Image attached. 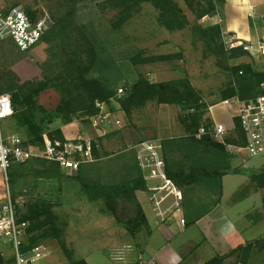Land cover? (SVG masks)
<instances>
[{"label": "rangeland", "instance_id": "rangeland-1", "mask_svg": "<svg viewBox=\"0 0 264 264\" xmlns=\"http://www.w3.org/2000/svg\"><path fill=\"white\" fill-rule=\"evenodd\" d=\"M53 1L0 0V12L21 6L24 10L36 12L35 17L42 11H48L53 18ZM76 1L77 14L73 19V30L68 32V36L55 30L54 32L53 26L42 41L27 52L19 51L9 41L1 43L0 76L3 85L9 82L15 91L26 93L34 81L55 77L71 58V51H80L74 47L75 40L80 41L82 35L88 39L93 51L97 52V59L95 58L89 77L111 85L114 98L107 103L108 110L121 120V124L108 127L99 137L90 125L91 117L81 113L69 117L63 114L56 116L60 95L54 89L49 88L42 92L37 103L45 110V116L54 117L52 123L47 124V130L60 129L64 136H74L81 132L96 140L99 146L96 161L84 168L93 180L102 183L119 182L123 164L134 158L131 152L134 145L145 140H161L185 134L180 123L181 109L178 106L158 104L155 100H149L142 106L133 107L130 113L126 114L119 102L126 96H115L119 88L129 90L140 77L151 83L187 79L208 107L204 120L209 119L212 122L208 116L209 109L221 105L216 104L219 95L231 80L230 74L224 69L227 65L252 64L255 69L264 71L263 55L249 53L250 57L230 61L227 59L228 55L217 57L211 53L204 43L196 38L193 28L205 30L212 25H220L218 14L198 19L194 11L181 3L189 24L183 30L171 32L159 26L157 10L145 3L120 30H114L111 23L115 21L116 11L107 4V0ZM224 44L226 48H230L231 44L225 41ZM161 56L169 58L156 59ZM1 96L9 97L8 94H0ZM225 108H215V114L230 121L229 109ZM12 116L13 114L1 122L3 135L6 138L18 137L24 146L25 137L20 133L17 121ZM232 135L236 140L233 131L230 136ZM229 137H224L219 142L224 143ZM25 148L32 151L35 158H43V149L32 146ZM33 158L11 169L15 170L18 176L13 188L9 181L11 171H8L7 176L0 172V209L8 196L14 203L17 219L26 214L27 205L33 200L44 199L52 205L51 220L55 223L58 234L49 235L38 242V246L43 248L46 255L42 264H70V259L84 260L87 264H118V254L126 251V248L142 252L147 238L145 231L132 238L102 203L89 201L78 182L74 180L75 172L62 170L63 177L56 181L35 175ZM146 185L148 189L151 186L147 182ZM172 200V197L169 198L163 206L168 204L170 208ZM120 202L117 208L118 218L126 220L132 216V208L129 203ZM171 219L168 212L164 222ZM30 225L33 226V222ZM35 233L37 234V231ZM31 236L33 232L27 234V237ZM0 245L7 255L5 257L12 260L9 239L0 236ZM226 264H235V258Z\"/></svg>", "mask_w": 264, "mask_h": 264}, {"label": "trees", "instance_id": "trees-1", "mask_svg": "<svg viewBox=\"0 0 264 264\" xmlns=\"http://www.w3.org/2000/svg\"><path fill=\"white\" fill-rule=\"evenodd\" d=\"M77 3L76 0L53 1L51 6L55 21L53 31L68 36V32L73 30ZM145 3L157 10L159 26L174 32L185 29L189 24L187 16L181 8V3L189 10L194 11L198 19H201L221 13L225 0H107V4L116 11L115 21L111 23L112 29L120 30L130 18L141 10V6ZM26 12L33 18L36 15V12H32L30 9H27ZM193 32L196 38L204 43L206 49L217 57L228 55L227 59L230 61L250 57L242 46L225 47L221 24L212 25L205 30L195 27ZM73 44L80 51H71V58L63 66V69L52 79L34 81L26 93L15 91L9 82L3 85L0 76V94H8L10 97L13 107L12 117L17 121L20 133L25 137L24 144L43 149V154L44 136L50 141L60 142H64L65 137L60 129L47 130V124L50 125L54 117L45 116V110L37 103L42 92L50 88L60 95V103L55 114L56 116L63 114L66 117L81 113L90 118L98 112L97 103H109L114 98V90L109 83L89 77L95 58L97 59V52L93 51L88 39L82 35L80 41L75 40ZM167 58L169 57L161 56L156 59ZM224 69L230 74L231 80L221 91L216 104L232 98L250 101L264 94V89L261 87L264 84L263 70L255 69L252 64L242 63L227 65ZM124 96L126 97L120 99L119 102L122 111L126 114H129L133 107L142 106L149 100H155L158 104L176 105L181 109L180 123L184 127L185 134L160 140L166 174L179 190L202 189L220 194L222 178L232 172L233 156L228 151V147H243L245 145L244 133L238 119L234 120L233 130V134L237 137L236 140L233 139V135L226 138L224 143L215 139L210 134L213 128L212 122L209 119L204 120V114L208 112V107L203 103L199 92L192 87L187 79L151 83L140 77L129 90L125 88ZM201 129H204L205 133L197 137ZM131 152L134 158L123 164L122 178L119 182L102 183L93 180L84 169L90 164L80 166L75 171L74 180L78 182L89 201L102 203L118 224L134 238L142 231H145L147 236L150 235V227L144 209L137 198V192H146L150 195V190L138 165L136 153L134 150ZM94 154L96 156V150ZM24 163L13 164L9 169L11 171L9 172V181L12 188L15 186L18 176L17 172L11 169ZM33 172L41 178L55 181L60 180L64 173L58 163L38 157L33 158ZM251 183H256L258 191L261 192L264 212V172L254 174L251 177ZM13 201L15 202L14 198ZM119 201H121L120 203H129L132 208V216L126 220L118 218ZM52 217V205L44 199L33 200L31 204L27 205L26 214L22 218H18L20 223L27 225L25 250L38 247V242L49 235L58 234L56 225L51 220ZM31 222H33V226L30 225ZM32 232L33 236L27 237V234L30 235ZM255 249L264 250V236L255 243L239 247L227 256L215 257L206 264H224L228 258L232 257L235 258V264H252ZM70 260V264H87L84 260ZM0 264H14V258L6 259L0 249Z\"/></svg>", "mask_w": 264, "mask_h": 264}, {"label": "crops", "instance_id": "crops-1", "mask_svg": "<svg viewBox=\"0 0 264 264\" xmlns=\"http://www.w3.org/2000/svg\"><path fill=\"white\" fill-rule=\"evenodd\" d=\"M217 19L225 43L234 47L264 45V0H225ZM221 106L211 107L208 116L214 125H224V137H229L234 128V111L229 109L231 120H224L215 114V108ZM228 151L233 156L232 172L222 178L220 194L202 189L179 190L184 225L177 217L162 222L148 193H137L150 227L141 249L145 256L155 258L159 264H206L264 236L262 195L257 184L251 183L254 174L264 172V156L250 157L234 146ZM149 184L157 186L158 182ZM0 249L7 256L1 245ZM252 264H264V250L255 249Z\"/></svg>", "mask_w": 264, "mask_h": 264}, {"label": "built area", "instance_id": "built-area-1", "mask_svg": "<svg viewBox=\"0 0 264 264\" xmlns=\"http://www.w3.org/2000/svg\"><path fill=\"white\" fill-rule=\"evenodd\" d=\"M80 1V0H79ZM55 25V21L48 11H42L37 17L29 15L21 6L13 7L7 12H0V43L11 42L22 52L31 50L42 37ZM243 50L252 55L264 56V45L257 46L242 44ZM234 44L230 45L233 48ZM264 89V84L261 86ZM125 89L119 88L115 96L121 98ZM113 100V99H112ZM111 100V101H112ZM221 105L234 111L244 133L245 145L239 149L250 157L264 156V94L250 101H240L232 98L221 102ZM97 114L90 118L91 127L102 136L101 132L111 126H119L121 120L108 110L107 103H97ZM13 114L10 98L0 97V172L7 176L13 164L24 163L35 155L26 149L18 137L6 138L3 135L1 122ZM205 133L199 131L197 137ZM226 128L222 124H216L210 134L218 141L225 136ZM65 137V136H64ZM98 137V138H99ZM43 158L56 162L63 171L75 172L80 166L96 161L95 150L98 143L88 134L79 132L67 138L64 142L50 141L44 136ZM231 148V146H229ZM132 150L136 153L138 165L147 183L158 182L149 187V199L160 213L164 221L170 212L171 217H177L181 225L185 224L182 216L183 210L180 203L179 189L168 178L165 171V162L162 157L160 140H145L134 145ZM173 198L171 207L163 206L169 198ZM14 203L11 197L3 203L0 209V236L9 239L14 264H42L45 259L43 248L34 247L25 250L26 223H20L16 218ZM166 207V208H165ZM118 264H159L155 258L147 257L142 252H135L130 247L120 252L117 258Z\"/></svg>", "mask_w": 264, "mask_h": 264}]
</instances>
